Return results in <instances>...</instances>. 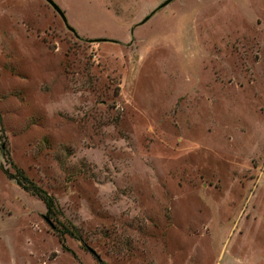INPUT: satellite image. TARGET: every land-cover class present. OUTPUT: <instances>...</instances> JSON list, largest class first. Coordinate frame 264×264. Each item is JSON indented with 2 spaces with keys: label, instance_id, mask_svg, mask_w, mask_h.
Masks as SVG:
<instances>
[{
  "label": "rangeland",
  "instance_id": "1",
  "mask_svg": "<svg viewBox=\"0 0 264 264\" xmlns=\"http://www.w3.org/2000/svg\"><path fill=\"white\" fill-rule=\"evenodd\" d=\"M53 1L0 0V264H264V0Z\"/></svg>",
  "mask_w": 264,
  "mask_h": 264
},
{
  "label": "trees",
  "instance_id": "2",
  "mask_svg": "<svg viewBox=\"0 0 264 264\" xmlns=\"http://www.w3.org/2000/svg\"><path fill=\"white\" fill-rule=\"evenodd\" d=\"M12 166L14 171H6L4 172L5 175L9 179L14 180V182L23 191L37 197L42 202L44 206L43 219L50 226V228L54 229L60 238H63L65 235H67L77 241H81L79 232L75 226L64 217L56 199L45 189L41 188L32 179H30L21 168H18L15 165ZM100 264L106 263L100 262Z\"/></svg>",
  "mask_w": 264,
  "mask_h": 264
},
{
  "label": "water",
  "instance_id": "3",
  "mask_svg": "<svg viewBox=\"0 0 264 264\" xmlns=\"http://www.w3.org/2000/svg\"><path fill=\"white\" fill-rule=\"evenodd\" d=\"M44 1H45L47 4H49V5L52 7V9H53V10H54V11L60 16L62 22L67 26V28H68L69 30L73 31L72 28H70V27L67 25L66 20H65V18H64V15H63L61 9L57 6V4H56L53 0H44ZM169 1H170V0H165V1H163L161 4H159V5L157 6V8L164 6V5L167 4ZM153 11H154V10H153ZM153 11H151L148 15H146V16L141 20V22L145 21V20L148 18V16H149L151 13H153Z\"/></svg>",
  "mask_w": 264,
  "mask_h": 264
}]
</instances>
